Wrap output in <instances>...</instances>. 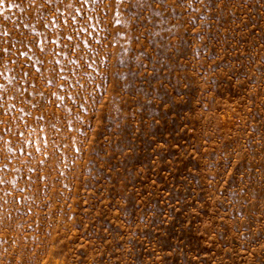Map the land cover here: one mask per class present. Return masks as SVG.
<instances>
[{
    "label": "rangeland",
    "instance_id": "rangeland-1",
    "mask_svg": "<svg viewBox=\"0 0 264 264\" xmlns=\"http://www.w3.org/2000/svg\"><path fill=\"white\" fill-rule=\"evenodd\" d=\"M0 264H264V0L0 3Z\"/></svg>",
    "mask_w": 264,
    "mask_h": 264
},
{
    "label": "snow or ice",
    "instance_id": "snow-or-ice-1",
    "mask_svg": "<svg viewBox=\"0 0 264 264\" xmlns=\"http://www.w3.org/2000/svg\"><path fill=\"white\" fill-rule=\"evenodd\" d=\"M4 2V0H0V3H3ZM49 2H50V0H49ZM116 2H121V0H116ZM10 7L11 6H13V5H9ZM69 7H70V5H69ZM129 7H131V4H129ZM26 74V73H25Z\"/></svg>",
    "mask_w": 264,
    "mask_h": 264
}]
</instances>
